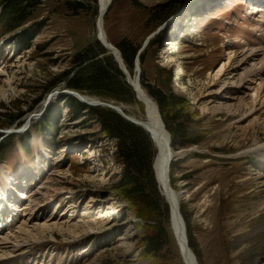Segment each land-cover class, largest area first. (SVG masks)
<instances>
[{
    "label": "rangeland",
    "instance_id": "rangeland-1",
    "mask_svg": "<svg viewBox=\"0 0 264 264\" xmlns=\"http://www.w3.org/2000/svg\"><path fill=\"white\" fill-rule=\"evenodd\" d=\"M4 1L0 0V15ZM217 1L112 0L103 26L107 41L121 57L123 47L136 51L131 70L125 65L127 71L131 79L139 77L140 87L155 103L172 150L183 152L171 163L170 186L180 197L186 238L198 264H264V151L239 155L264 143V101L252 113L249 103L243 102L240 108L237 100L223 104L221 91L226 89L232 95L237 88L226 86L229 72L216 75L231 51L264 49V23L258 22L264 14L250 17L244 12V3L224 6ZM98 17L99 0H41L23 26L13 31L0 20V145L7 142L0 170L13 182L24 183L20 188L15 183L8 196L10 204V196L16 200L12 216L17 222L0 232V237L16 236L17 242L0 248L8 247L10 255L17 254L19 264H182L170 231V208L155 177L153 165L159 153L153 141L151 171L160 200L157 214L150 215L140 212L146 200L142 194L134 193L128 199L116 188L124 169L116 156V141L102 133L87 110L74 117L67 101L61 99L66 95L52 97L74 92L97 99L95 105H99L94 108L120 118L107 106H121L126 117L145 118L143 103L133 91L132 100L124 102L66 88L72 72L61 75L74 70V58L96 43L104 49L98 41ZM32 25L39 28L24 45L25 39L20 42L16 37ZM94 53L99 55L97 49ZM105 56L116 63L108 52ZM171 58L175 63L169 66ZM259 82L250 80L244 92L252 95ZM209 89L214 94H208ZM157 90L174 96L177 105L170 113L177 112L179 122L187 120L188 138L193 143L180 146L174 142L168 129L172 122L150 94ZM241 96L236 94L233 99ZM49 110L53 115L44 124L42 118ZM31 115L34 120L26 123ZM27 124L26 133L11 134L23 131ZM29 153L31 157L24 161ZM24 162L29 163L28 170L20 168ZM18 191L27 192V198L38 192L44 199L36 203L28 199L34 211L22 213L31 209L21 206L29 204L17 199L22 193ZM49 221L65 226L94 222L87 232L54 231L53 238L38 235L37 241L24 238L23 242L17 233L20 225L29 230ZM129 226L136 235L130 249L121 245ZM158 232L157 249L146 254L147 238Z\"/></svg>",
    "mask_w": 264,
    "mask_h": 264
},
{
    "label": "trees",
    "instance_id": "trees-1",
    "mask_svg": "<svg viewBox=\"0 0 264 264\" xmlns=\"http://www.w3.org/2000/svg\"><path fill=\"white\" fill-rule=\"evenodd\" d=\"M40 1L5 0L6 4L2 7L3 11L0 15V20L7 27V30L13 31L23 26L26 16L33 8H36ZM38 28L39 26L32 25L24 29L22 34L16 39L20 42L25 39L24 45H28ZM94 49L99 51V55H104L102 59H99L98 53H94ZM106 53L98 43L94 46L86 47L82 54L74 58V64H76L74 70L67 71L61 75L66 77L72 72V76L66 78V88L78 92L87 91L97 96L105 95L117 101L129 102L133 98L132 89L125 82L124 76L116 63L109 56H105ZM121 53V58L124 59L125 65L131 70L136 51H130L123 47L121 48ZM150 94L158 103L160 109L166 111L164 115L166 117L168 115V119L172 122V126H168V129L174 142H179L180 146L193 143L188 138L187 120L186 122H179L177 112L174 114L170 113L174 111L173 109L177 105L174 96L172 94L166 95L158 90L155 92L150 91ZM61 99L67 101V106L74 117H78L83 111L87 110L88 117L92 120H97L100 124L102 133L107 138L116 141V156L121 159L124 168L121 182L117 184L116 188H120L128 199H133L131 196L134 193L142 194L146 200L142 201L141 209L143 212L140 211L141 214H157V204L160 198L156 192V185L153 182L151 171L154 151L152 152V143L146 132L108 110L86 107L69 96H62ZM52 115L53 111L49 110L42 118L43 123H48V119ZM50 128L54 129L52 125ZM44 137L46 138L45 135ZM6 145L7 142L0 145V155L2 152L7 153ZM156 229L159 230V228ZM158 237H161L159 232L147 238V244L144 248L146 254H154V250L157 249L159 243Z\"/></svg>",
    "mask_w": 264,
    "mask_h": 264
},
{
    "label": "bare ground",
    "instance_id": "bare-ground-1",
    "mask_svg": "<svg viewBox=\"0 0 264 264\" xmlns=\"http://www.w3.org/2000/svg\"><path fill=\"white\" fill-rule=\"evenodd\" d=\"M111 1L112 0H99V17H98V20L96 22V28H97L98 36L100 34H102L100 14L101 15L103 14V17H104L106 11L108 10V7L110 6ZM102 21H103V25H104L103 18H102ZM261 22L264 23L263 18H261L259 24H262ZM102 30L104 31V26H103ZM104 34H105V31H104ZM101 40L103 43H105V44L107 43L112 48V45L107 41L106 35H105V37L101 36ZM113 49H114V53L118 56V58L120 60H122L120 53L114 47H113ZM233 52L231 51L230 53L227 54L226 64L222 65L220 70L216 72V75L224 76L226 73L229 72L230 73V76H229L230 79L227 80L226 86L227 87H230V86L236 87L237 93L230 95V94H227V93H229V92H227L228 90L224 89L223 91H221V94L223 96H220L219 100H221L223 104L228 103V102L230 103L234 100H237L239 103V106L237 105V108H240V105L243 102H244V104L249 103L251 113L256 112L257 110H259V104L258 103L260 102V100L263 99V101H264V94H262V92H264V79H263V75H264V49L254 50V51L242 50L241 53H235V54H233ZM170 60H169L170 62L168 63L169 66L173 65L175 63V60L173 58H171ZM136 65L138 66L137 61H136ZM234 65H235V67H234ZM249 65H251V66H249ZM242 69H243L242 74L237 75L236 72L238 70H242ZM137 70H139V69H137ZM231 75H232V77H231ZM135 78L131 79V82L136 89L137 96H138L139 100L143 103V106L145 108V111H146L145 116H144L145 118L138 120L136 118L131 117L130 115L127 117L130 120H133L134 122H136L138 124H141V126L145 130L150 132V135L152 136V138L155 142L154 144H155L156 148L158 149L157 153H159V154L156 155V157H155L153 167H154L156 181L159 184L161 193L165 197V199L167 200L168 206L170 208V231H171V235L173 237V240L175 241V244L177 246V250H178V253L180 256L179 259L182 262V264H198L197 259L195 257V254L190 249L187 238H186V226H185V223H184V221L181 217L180 211H179L180 197L177 194V192L173 191V189L170 186V177H169L170 164L173 162L174 159L181 156L183 154V152L176 153L172 150L170 136L167 133V131L165 130V128L162 124V121L160 120V117H159L155 103L143 91V89L140 87V85L137 81V78L136 79ZM256 79L260 80V82L258 83L257 87L254 89V93H252V95L246 94L244 92L247 90V89L245 90V88H246L245 86L250 85V80L254 81ZM213 91L214 90L209 89L208 94H214L215 91L214 92ZM236 94H240L242 96L240 98L233 99ZM228 95H230V96H228ZM54 96L56 97V94L52 95V97H54ZM77 96L83 102H87V103H91V104H96L99 102L97 99L90 98L88 96H82L80 94H77ZM118 110H121L120 107ZM32 120H34V115L33 116L31 115L26 120V123L31 124ZM26 126H24V128H22V129L20 128L23 131H21V132L17 131V132L11 133V134H17L18 135L20 133L21 134L24 133V131L28 127V126L27 127ZM20 129H18V130H20ZM29 129H30V127L28 128V130ZM262 151H264V143L254 144L253 146H251V147L243 150L242 152H240L239 155H249V156L250 155H258ZM23 159H24V161H26L27 157L24 155ZM261 160H264V159H261ZM20 168H24V169L28 170L29 165H28V163L24 162V164H22V166ZM27 173H28V177H29L30 172H27ZM28 177L26 178V176H25V179H26L25 183L27 182ZM0 182L2 184V187L0 188L1 189V191H0V207L3 206L5 211L8 210L7 213L10 215V217L8 214H6L7 217H9V219L6 218L7 226L10 225L12 227V224L14 225L17 222V217L15 215L12 216V213L15 211V209L13 207H17V206H15V205L13 206L12 204H10L8 196L10 193L9 191L12 192V190H14L13 189L14 182L10 177L6 176L2 170H0ZM49 191L50 190H48L47 193H49ZM18 193H20V192H18ZM26 193L27 192L20 193L19 196L17 197V199L27 200V205L28 204L29 205L27 207L25 204H23L21 206L24 207L25 209H28V210L31 209L29 211L22 212V213H28L29 214L30 212L32 213L34 210H32L33 207H30L33 204H30L28 202V199H32L31 202L36 203L40 199H42V198L44 199V197H41V195L38 194V192H37L36 194L27 198ZM166 195H167V197H166ZM90 202H92V200H90ZM8 206H9V208H13V209H9ZM22 211H24V209H22ZM21 219H22V217L20 218V220ZM35 220L38 221L37 218ZM91 222H94V221H78L77 223H73V224H70L68 226H65V225H57L54 223H50V221H49V222H45L41 225L38 224V226L33 227L29 230H27L25 228V226L22 227V225H20L18 227L17 233L22 235L20 237V239L23 242L25 240L24 238L30 239L31 241L32 240L37 241L39 239V238H37L38 235L43 236L45 234H50V237L53 238L52 233L54 231H57L59 233H67V234H71V235L75 234L76 232H80V231L87 232L89 230H92V228H93V225L91 224ZM26 223H24V224H26ZM65 227H67V228H65ZM37 231H38V233L34 234ZM135 236H136L135 232H133V230L129 226L125 230L124 235L122 236L121 245L126 247V248H129V249L132 248L135 241H136ZM0 238H2V239H0V246H2V247L7 246V245L13 246L17 242L16 236H14V238H11V239L7 238V237L6 238L0 237ZM1 248H0V264H19L18 262H20V260L10 258L11 257L9 254L10 251L7 250L8 247L4 248L6 250H2ZM96 263L97 262H92L90 264H96Z\"/></svg>",
    "mask_w": 264,
    "mask_h": 264
},
{
    "label": "water",
    "instance_id": "water-1",
    "mask_svg": "<svg viewBox=\"0 0 264 264\" xmlns=\"http://www.w3.org/2000/svg\"><path fill=\"white\" fill-rule=\"evenodd\" d=\"M187 1V0H186ZM186 4V3H185ZM185 4H183L184 6H185ZM183 5H182V7H183ZM179 10H180V8L178 9V10H175V12H174V16H176V14L179 12ZM173 16V17H174ZM102 18H103V14L101 15L100 14V20H101V32H102V34H100L99 36H98V41H99V43L104 47V49L109 53V54H111L113 57H114V60H115V62H116V64L118 65V67H119V69H120V71L122 72V74H123V76H124V79H125V82L127 83V85L132 89V91H133V93L135 94V96H136V99H138L139 100V98H138V96H137V92H136V89H135V87H134V85L132 84V82H131V78H130V75H129V73H128V71H127V68H126V66H125V64H124V62H123V60H120L119 58H118V56L114 53V49H113V47L111 48L110 47V45H108L107 43L105 44V43H103L102 42V40H101V36H103V37H105V34H104V31L102 30V28H103V21H102ZM106 40V39H105ZM122 59V58H121ZM136 66V65H135ZM139 75V74H138ZM137 81L139 82V77H137ZM56 94V96H59V95H70V96H72V97H74L75 99H77L80 103H82V104H84V105H87V106H90V107H98V105H95V104H91V103H87V102H83L80 98H78V96H77V94L76 93H72V92H63V93H55ZM49 100H50V97H48V102H49ZM140 101V100H139ZM109 109H113V110H115L122 118H124L127 122H129V123H131V124H133V125H135V126H137V127H140L141 129H143L148 135H149V137H150V140L151 141H153V143H155L154 142V140H153V138H152V136L150 135V132L149 131H147V130H145L142 126H141V124H138V123H136V122H134L133 120H130L128 117H126L125 115H124V109L120 106V108H121V110H118V109H116V108H114V107H112V106H107ZM158 111V110H157ZM146 112V111H145ZM170 166H171V164H170ZM166 197H167V195H166Z\"/></svg>",
    "mask_w": 264,
    "mask_h": 264
}]
</instances>
